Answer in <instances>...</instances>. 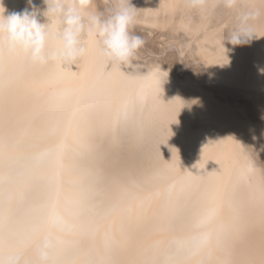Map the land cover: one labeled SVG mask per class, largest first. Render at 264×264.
Wrapping results in <instances>:
<instances>
[{"label": "bare ground", "instance_id": "1", "mask_svg": "<svg viewBox=\"0 0 264 264\" xmlns=\"http://www.w3.org/2000/svg\"><path fill=\"white\" fill-rule=\"evenodd\" d=\"M131 3L130 64L0 53V264H264V15L233 47L221 0Z\"/></svg>", "mask_w": 264, "mask_h": 264}, {"label": "clouds", "instance_id": "2", "mask_svg": "<svg viewBox=\"0 0 264 264\" xmlns=\"http://www.w3.org/2000/svg\"><path fill=\"white\" fill-rule=\"evenodd\" d=\"M182 3L200 12L208 7V0H182ZM221 3L229 12H237L227 29V42L233 47L250 44L257 38L254 25L264 10L239 11L240 0ZM27 4L22 11L8 12L0 0V53L20 56L29 64L75 62L87 53L88 42L96 45L100 54L113 64L127 65L145 43L132 31L137 9L131 0H114L107 14L95 8V0H43V10L33 0H27ZM47 247L48 241H41L38 251L42 261Z\"/></svg>", "mask_w": 264, "mask_h": 264}, {"label": "rangeland", "instance_id": "3", "mask_svg": "<svg viewBox=\"0 0 264 264\" xmlns=\"http://www.w3.org/2000/svg\"><path fill=\"white\" fill-rule=\"evenodd\" d=\"M107 5V4H106ZM105 5V6H106ZM108 7V5H107ZM110 10V9H109ZM229 94V93H228ZM229 101L230 103H233V104H238L240 106H244V107H247L251 114H252V117L253 119H256L259 121V117H258V114H257V111H256V108L254 107V102L249 99V98H245L244 96H241L239 94H235L233 93L232 95L230 94L229 95ZM236 102V103H235ZM254 113V114H253ZM262 132L264 133V122H263V125H262Z\"/></svg>", "mask_w": 264, "mask_h": 264}]
</instances>
